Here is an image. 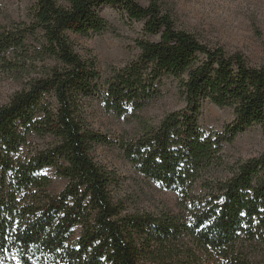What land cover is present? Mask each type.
<instances>
[{
  "label": "trees",
  "instance_id": "1",
  "mask_svg": "<svg viewBox=\"0 0 264 264\" xmlns=\"http://www.w3.org/2000/svg\"><path fill=\"white\" fill-rule=\"evenodd\" d=\"M32 1L26 21L0 26V67L21 84L0 105V264H256L248 253L264 246V151L228 165L223 148L253 126L264 137V64L176 27L163 0ZM103 7L142 24L138 56L105 76L70 39L112 32ZM167 78L184 107L158 124L117 141L88 126L91 100L133 118ZM205 102L232 111L221 132L199 125ZM99 145L174 193L180 213L129 214L114 203L116 175L91 156ZM45 171L63 190H49Z\"/></svg>",
  "mask_w": 264,
  "mask_h": 264
},
{
  "label": "rangeland",
  "instance_id": "2",
  "mask_svg": "<svg viewBox=\"0 0 264 264\" xmlns=\"http://www.w3.org/2000/svg\"><path fill=\"white\" fill-rule=\"evenodd\" d=\"M0 1V26L26 21L28 10L34 4L32 0ZM136 2L141 6L147 4V0ZM162 9L170 13L176 27L192 33L208 47L220 46L228 54L240 53L252 66L264 64V0H163ZM99 14L110 24L112 32L89 38L71 36L70 39L75 51L83 59L94 60L99 74L105 76L112 68H122L138 56L134 41L141 35L142 24L126 23L117 10L108 7H103ZM17 79L0 67V105H5L20 89ZM161 92L159 99L133 118L116 117L105 112L98 101L91 100L85 109L86 122L93 131L112 141L132 138L141 132L140 123L156 125L164 115L184 107L172 79L162 80ZM232 120L231 110L218 109L210 102L202 105L199 125L203 130L221 132ZM32 143L40 145L34 139ZM263 151L261 127L253 126L237 136L232 144L224 146V161L234 165ZM91 156L116 175V184L110 188L111 196L126 213H180L178 197L135 173L117 148L99 145L93 148ZM45 173L52 180L49 190L53 194L63 190L65 181L56 179L52 171ZM248 255L254 263L264 264V246L252 248Z\"/></svg>",
  "mask_w": 264,
  "mask_h": 264
}]
</instances>
